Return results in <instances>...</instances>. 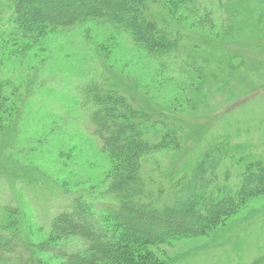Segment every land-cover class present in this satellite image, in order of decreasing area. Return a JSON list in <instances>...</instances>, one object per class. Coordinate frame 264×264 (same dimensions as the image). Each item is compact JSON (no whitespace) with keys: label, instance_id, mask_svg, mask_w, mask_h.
I'll use <instances>...</instances> for the list:
<instances>
[{"label":"rangeland","instance_id":"rangeland-1","mask_svg":"<svg viewBox=\"0 0 264 264\" xmlns=\"http://www.w3.org/2000/svg\"><path fill=\"white\" fill-rule=\"evenodd\" d=\"M152 1L147 17L164 39L154 50L105 19L23 31L13 0H0V231L79 251L78 238L50 232L65 200L79 197L122 240L102 209L121 159L89 131L99 90L150 116L135 132L154 146L141 161L152 197L167 202L203 167L206 192L233 200L200 236L125 237L131 261L251 264L264 256V0Z\"/></svg>","mask_w":264,"mask_h":264},{"label":"trees","instance_id":"trees-1","mask_svg":"<svg viewBox=\"0 0 264 264\" xmlns=\"http://www.w3.org/2000/svg\"><path fill=\"white\" fill-rule=\"evenodd\" d=\"M13 2L16 24L23 31L70 28L86 20L105 19L113 25L125 27L132 33L134 42L150 50L164 43L157 24L147 17L152 0ZM94 97L101 107L93 114L89 131L98 138L104 151L121 159L110 188L112 201L103 204L102 209L109 220L123 230L122 240L129 237L162 241L200 236L231 211L233 200H217L212 193L206 192L208 185L203 179L207 170L203 167L195 180L180 181L171 187L174 191L167 202H162V197H152L141 177V161L153 151L154 146L135 132V127L147 122L150 116L132 109L117 96L95 90ZM119 101H123L120 106ZM261 186L257 185L258 188ZM258 190L249 186L245 193L252 194ZM181 192L186 196L179 198ZM65 202V207L52 219V240L78 238L83 245L81 250L56 245L36 248L18 230L0 231V264H49L41 259L40 252L63 260L62 264H134L125 253L124 242L102 227V221L90 214L82 198L75 197ZM251 264H264V256Z\"/></svg>","mask_w":264,"mask_h":264}]
</instances>
